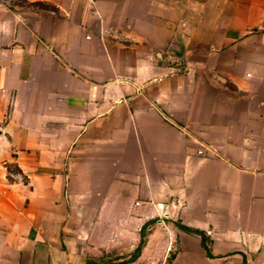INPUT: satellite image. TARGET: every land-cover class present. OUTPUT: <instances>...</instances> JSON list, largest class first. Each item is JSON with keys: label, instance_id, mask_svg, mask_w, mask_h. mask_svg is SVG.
Wrapping results in <instances>:
<instances>
[{"label": "crops", "instance_id": "obj_1", "mask_svg": "<svg viewBox=\"0 0 264 264\" xmlns=\"http://www.w3.org/2000/svg\"><path fill=\"white\" fill-rule=\"evenodd\" d=\"M0 121V264H264V0H0Z\"/></svg>", "mask_w": 264, "mask_h": 264}, {"label": "rangeland", "instance_id": "obj_2", "mask_svg": "<svg viewBox=\"0 0 264 264\" xmlns=\"http://www.w3.org/2000/svg\"><path fill=\"white\" fill-rule=\"evenodd\" d=\"M154 225V223H152ZM171 225V224H167ZM157 235H155L154 238V247H158L160 243L164 242V235L161 234L164 231L163 224L161 222L158 223L157 229H155ZM149 231L146 229H143L142 231H136L133 235L126 237V244H131L132 246L129 247L126 246V249L117 248V249H110L107 253H103V259H109L112 263L117 262V259L128 258L133 251L135 250L136 246L140 244L138 254L136 258L132 262H128L126 264H167L169 259L171 258V252L166 251L163 248V244H161V247H158V249H146L144 250L145 243L148 240L149 237ZM156 238V239H155ZM114 235H111V242H113ZM117 244V243H115ZM158 244V245H156ZM101 254L99 255V258H101Z\"/></svg>", "mask_w": 264, "mask_h": 264}, {"label": "built area", "instance_id": "obj_3", "mask_svg": "<svg viewBox=\"0 0 264 264\" xmlns=\"http://www.w3.org/2000/svg\"><path fill=\"white\" fill-rule=\"evenodd\" d=\"M171 63H172V65L174 67H179L181 65V62L179 60H176V59H173L171 61ZM1 133H3L2 121H0V134ZM198 153L200 155H205L207 153V150H206L205 147H203L201 145L200 149L198 150ZM6 176H7L8 179H10V180H12L13 182H16V183H22L24 181L22 174L17 172V171L7 170Z\"/></svg>", "mask_w": 264, "mask_h": 264}, {"label": "trees", "instance_id": "obj_4", "mask_svg": "<svg viewBox=\"0 0 264 264\" xmlns=\"http://www.w3.org/2000/svg\"><path fill=\"white\" fill-rule=\"evenodd\" d=\"M179 228L183 229V230H187V228H185L184 226L182 225H179L177 224ZM197 234L200 236V239H201V243H202V246L203 248L205 249V251L207 252L208 254V250H207V247L206 245L204 244V236L201 232H197ZM139 247H140V244L136 246L135 250L133 251V253L126 259H122L116 263H113V264H124V263H127V262H130L132 261L138 254V251H139Z\"/></svg>", "mask_w": 264, "mask_h": 264}]
</instances>
